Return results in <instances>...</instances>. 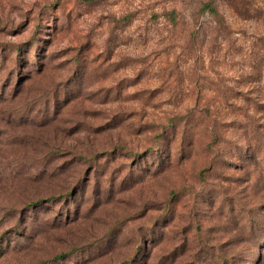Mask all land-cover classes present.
I'll return each mask as SVG.
<instances>
[{
	"label": "rangeland",
	"instance_id": "374dc122",
	"mask_svg": "<svg viewBox=\"0 0 264 264\" xmlns=\"http://www.w3.org/2000/svg\"><path fill=\"white\" fill-rule=\"evenodd\" d=\"M207 1L0 0V264H264V0Z\"/></svg>",
	"mask_w": 264,
	"mask_h": 264
},
{
	"label": "trees",
	"instance_id": "16d2710c",
	"mask_svg": "<svg viewBox=\"0 0 264 264\" xmlns=\"http://www.w3.org/2000/svg\"><path fill=\"white\" fill-rule=\"evenodd\" d=\"M225 1L229 2L230 6L231 4H234L235 5L234 9L237 8L240 10L244 9V6L248 5V2H249V0H225ZM202 8L206 9L209 14H213L215 16L219 15L218 10L213 0H208L207 2H205ZM237 12H241V11H237Z\"/></svg>",
	"mask_w": 264,
	"mask_h": 264
}]
</instances>
